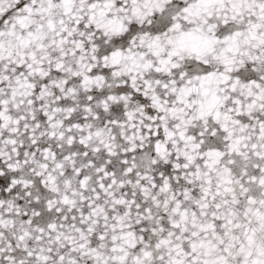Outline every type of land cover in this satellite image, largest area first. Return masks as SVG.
Returning <instances> with one entry per match:
<instances>
[{
	"label": "snow or ice",
	"instance_id": "snow-or-ice-1",
	"mask_svg": "<svg viewBox=\"0 0 264 264\" xmlns=\"http://www.w3.org/2000/svg\"><path fill=\"white\" fill-rule=\"evenodd\" d=\"M0 264H264V0H0Z\"/></svg>",
	"mask_w": 264,
	"mask_h": 264
}]
</instances>
